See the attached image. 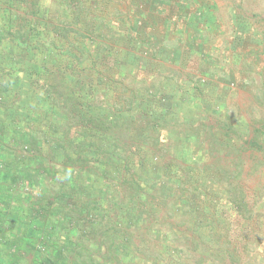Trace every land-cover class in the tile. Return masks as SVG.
I'll use <instances>...</instances> for the list:
<instances>
[{"label":"crops","instance_id":"0c3cea01","mask_svg":"<svg viewBox=\"0 0 264 264\" xmlns=\"http://www.w3.org/2000/svg\"><path fill=\"white\" fill-rule=\"evenodd\" d=\"M48 4L0 0V264H264L246 0Z\"/></svg>","mask_w":264,"mask_h":264},{"label":"rangeland","instance_id":"374dc122","mask_svg":"<svg viewBox=\"0 0 264 264\" xmlns=\"http://www.w3.org/2000/svg\"><path fill=\"white\" fill-rule=\"evenodd\" d=\"M7 1V0H6ZM245 5H248L249 8H251L252 10L255 11V17H256V22L259 24L261 23V25H264V0H246ZM56 5V0H49V4L48 6L50 7V9L52 7H55ZM51 12V11H50ZM258 65H262V64H258ZM258 81L260 82V80H263L264 77L262 74L258 75ZM259 85V84H258ZM259 92V91H258ZM253 103V102H252ZM257 103H264V97L261 98L260 100V96L258 93L257 96ZM260 106V105H259ZM256 118L258 120H262L264 118V111L260 109V107L258 108V110L256 111ZM261 127V125H258L257 128ZM95 245V244H94ZM96 247L92 248V250H96V248L98 247L97 245H95ZM97 252V250H96ZM96 256L98 257V255L96 254Z\"/></svg>","mask_w":264,"mask_h":264}]
</instances>
